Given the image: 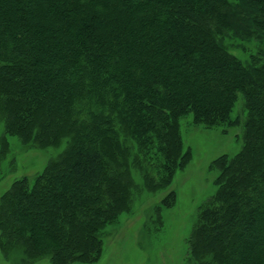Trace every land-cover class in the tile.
Returning a JSON list of instances; mask_svg holds the SVG:
<instances>
[{
    "label": "trees",
    "instance_id": "trees-1",
    "mask_svg": "<svg viewBox=\"0 0 264 264\" xmlns=\"http://www.w3.org/2000/svg\"><path fill=\"white\" fill-rule=\"evenodd\" d=\"M227 41L264 45V0H0V155L7 137L65 144L1 197L3 254L97 262L139 186L167 190L191 161L181 120L231 128L241 96L243 148L212 162L218 188L189 253L196 264H264V53L244 63ZM175 201L171 191L156 214Z\"/></svg>",
    "mask_w": 264,
    "mask_h": 264
},
{
    "label": "rangeland",
    "instance_id": "rangeland-1",
    "mask_svg": "<svg viewBox=\"0 0 264 264\" xmlns=\"http://www.w3.org/2000/svg\"><path fill=\"white\" fill-rule=\"evenodd\" d=\"M228 50L246 63L252 56L264 53V45L250 41H227ZM248 113L241 96L237 100L231 118L239 124L231 128L206 129L193 124L192 114L181 120V132L185 149H191L192 158L184 170L179 171L172 185L158 193H148L135 175L141 187L134 194L129 212L108 225L102 234L103 252L97 262L91 264H196L190 259L189 239L196 225L199 209L217 191V171L211 164L220 156H236L244 144V124ZM0 121V141L4 135ZM8 153L0 155V199L15 181L32 182L45 169L48 161L64 148L42 149L22 143L15 137H7ZM1 151V142H0ZM176 201L171 208H164L157 215V208L171 192ZM23 249L15 248L8 256L0 249V264H22ZM33 264H51L48 258Z\"/></svg>",
    "mask_w": 264,
    "mask_h": 264
}]
</instances>
